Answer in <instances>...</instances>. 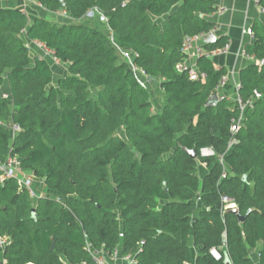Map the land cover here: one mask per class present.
I'll return each instance as SVG.
<instances>
[{"label": "trees", "instance_id": "1", "mask_svg": "<svg viewBox=\"0 0 264 264\" xmlns=\"http://www.w3.org/2000/svg\"><path fill=\"white\" fill-rule=\"evenodd\" d=\"M36 2L70 21L30 22L22 9L0 6V86L6 80L9 94L0 93V160L17 156L20 170L42 179L47 193L34 198L17 178L0 181V236L7 238L0 261L90 264L91 246L120 247L133 260L127 264H225L224 257L253 264L249 249L259 247L264 264V62L239 71L242 102L253 90L261 95L243 112L226 99L205 105L225 73L210 58L196 59L204 77L194 80L175 68L187 58L183 39L213 29L207 15L214 0ZM91 10L105 18L112 39L82 21ZM251 29L255 40L244 50L264 59V22ZM25 39L43 42L67 66L56 83L57 65L31 55ZM114 44L136 53L134 62L159 81L161 108ZM10 124L19 127L13 137ZM202 147L215 155L200 156ZM221 196L234 201L242 221Z\"/></svg>", "mask_w": 264, "mask_h": 264}, {"label": "built area", "instance_id": "2", "mask_svg": "<svg viewBox=\"0 0 264 264\" xmlns=\"http://www.w3.org/2000/svg\"><path fill=\"white\" fill-rule=\"evenodd\" d=\"M12 1H16V0H0V4L8 3ZM253 3L258 8L259 12L264 15V6L261 4L260 0H253ZM210 32H213V30H211ZM244 32L248 34L252 39L255 38L254 32L250 28H246ZM206 34L207 33H202L200 35L185 37L182 41L181 51L185 53L187 56L193 55L197 58L201 56L205 58H211L214 55L223 54L226 52L228 48V42L223 47L220 48H216L213 50L206 49L203 46L204 43L202 41V37ZM32 41L34 45L39 49V53H38L39 56L48 58L51 61V63L54 65L57 66L62 65L60 59L56 56L54 50L48 48L43 42H40L38 40H32ZM114 45L118 53L120 54L121 58L128 64L137 82L143 87L152 88L154 82L158 80H155L154 78L148 76L134 62V58L137 56V54L129 50H123L119 48L116 44ZM241 55L247 60L251 62H256L257 64H262L264 62V59H257L252 54L247 53L245 50L241 51ZM175 68L178 72H186L188 74L189 79L192 80L197 79L199 77H204V73H198L195 70L194 66L188 65L186 62L182 64H177ZM229 75H230L229 72H225L220 77V79L213 88L212 93L216 94L218 100H223V99L228 100L227 95L223 93L222 90L226 87L228 83ZM238 89H239V82L235 85L236 94L233 98V101L238 103L242 112L247 105L251 104L252 99L261 97V95L256 90H253L252 99L248 100L247 102H242V99L238 94ZM1 95L5 98H9V94L6 92H1ZM230 129L232 131L236 130L235 124H232ZM18 130L19 127L17 125L10 124V133L12 137L16 132H18ZM199 155L202 157H212L215 155V152L211 147H202L199 149ZM219 161L224 165L222 157H220ZM19 166H20L19 158L15 155H11L8 153L2 160H0V181H5L10 177H15L17 178L19 185L21 187L28 188L30 191V195L32 197H35V193L31 187L32 180L36 179L35 176L32 175L31 173L22 172ZM24 173L26 174L24 177L25 180L19 179L17 175H22ZM226 174H227V168L223 166V170L221 172L220 178L225 177ZM221 202L223 204L224 209L237 208L234 201L226 196H221ZM6 242H7V238L0 236V248H3ZM87 250L91 253L92 256V262L90 264H117L118 261H122L124 264H127L133 261L131 257L120 255L116 250H114L112 253H108L103 249L95 250L91 246H88ZM209 252L216 260L220 259L221 257L220 253L215 248H211ZM0 264H7V263L5 262V260H1ZM25 264H34V263L27 262Z\"/></svg>", "mask_w": 264, "mask_h": 264}, {"label": "crops", "instance_id": "3", "mask_svg": "<svg viewBox=\"0 0 264 264\" xmlns=\"http://www.w3.org/2000/svg\"><path fill=\"white\" fill-rule=\"evenodd\" d=\"M215 11L207 15V18L214 23L213 33L219 39L225 37L228 40V48L225 53L212 56L210 59L215 68L223 67L225 72H229L228 83L226 87L222 90L228 97V101H233V98L236 94L235 85L239 82V71L241 68L248 65L251 61L247 60L241 55V51L244 50L247 44L253 43L255 38L252 39L248 34L244 32L246 28L252 27L254 22L261 21L264 22V15L261 14L258 8L254 5L253 0H214ZM1 7H18L22 9L28 15L30 22L37 16H32L29 14L30 8H24L19 1L8 2L0 4ZM39 7L40 12L50 14L51 12L47 11L43 7ZM45 11V12H44ZM47 11V12H46ZM62 12H65L62 10ZM66 13V12H65ZM90 14V13H87ZM92 14V13H91ZM51 18V17H50ZM108 28V26H107ZM108 35L111 38L112 33L108 28ZM252 30V29H251ZM25 43H29L25 39ZM204 43V42H203ZM37 53L30 48V54L33 55ZM197 57L189 55L186 58V63L192 65L195 68ZM61 66H53L52 69H57ZM66 69L67 66L65 65ZM66 70L61 74H65ZM55 75V74H53ZM61 75L53 76V82H57L58 78ZM157 80V79H155ZM8 91V82L5 80L4 84L0 86V93ZM161 104V103H160ZM160 104L158 107L160 108ZM157 107V108H158ZM202 167L203 164L198 167ZM207 172V168L203 172V175ZM35 193V190H33ZM36 195L34 198L39 197ZM201 208L200 202L197 203L196 209L194 211V216L198 214L199 209ZM188 244L191 245V239H189ZM118 254L121 255L120 247L116 249ZM258 251L259 247L255 249H249L250 257L253 260V264H258ZM196 248H192V256L195 257ZM117 264H124L122 261H118ZM193 264V263H191Z\"/></svg>", "mask_w": 264, "mask_h": 264}, {"label": "rangeland", "instance_id": "4", "mask_svg": "<svg viewBox=\"0 0 264 264\" xmlns=\"http://www.w3.org/2000/svg\"><path fill=\"white\" fill-rule=\"evenodd\" d=\"M16 1H19L21 3V5H23L22 6L23 9L24 8L25 9L30 8L29 14H31L32 16H37V17H41V18H45V19H51L53 21H56L57 23L70 21V19L67 17V14L65 12H62V10L51 12L50 14L40 12L39 10H41V9L39 7V4L36 2V0H24V1L16 0ZM12 2H15V1H12ZM88 13H90V14L85 15V17L82 19V21H84L86 24L88 23L91 25H96L98 28H100L102 31H104L108 35L109 30L107 28L105 18L103 16L98 15L95 10H91ZM26 44L29 46V48H31V50H34L37 53H39V49L34 45L33 41H29V43H26ZM65 70H66V67L64 64H62L61 67L54 69V73H55L54 76L56 77L58 74L61 75ZM53 80L55 81V79H53ZM149 90L151 93L152 106L157 108L158 105L161 103L160 104V108H161V106H162L161 97L162 96H161V91L159 89V81H155L154 85L152 86V88H149ZM118 133L121 136L123 135V132L121 129L118 131ZM205 169H206V167L204 165L202 167L201 166L198 167L196 170V174L201 178ZM22 175H17V176L19 179L25 180L24 177L26 174L24 173ZM31 187L33 190H35L36 195L44 196L47 193L45 188H44L42 179L36 178V179L32 180ZM34 201H35V199H34Z\"/></svg>", "mask_w": 264, "mask_h": 264}, {"label": "water", "instance_id": "5", "mask_svg": "<svg viewBox=\"0 0 264 264\" xmlns=\"http://www.w3.org/2000/svg\"><path fill=\"white\" fill-rule=\"evenodd\" d=\"M218 40V38L216 37V35L213 32H208L206 35H204L202 37V41L204 43H214ZM218 103V98L216 96V94L212 93L206 100L205 105H216ZM187 153L190 155L191 158H195L196 157V152L194 149H190L187 150ZM164 190H166V188H164ZM230 212L234 213L237 215V218L239 221H242L244 216L240 215L237 211V208H232L229 210ZM224 262L225 264H230V261L227 257H224Z\"/></svg>", "mask_w": 264, "mask_h": 264}]
</instances>
